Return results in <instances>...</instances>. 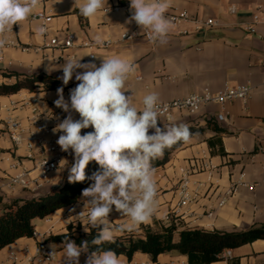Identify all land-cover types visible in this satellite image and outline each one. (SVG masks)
<instances>
[{"label": "crops", "instance_id": "0c3cea01", "mask_svg": "<svg viewBox=\"0 0 264 264\" xmlns=\"http://www.w3.org/2000/svg\"><path fill=\"white\" fill-rule=\"evenodd\" d=\"M75 2V3H74ZM85 0H40L29 18L6 33V37L21 46L28 48L22 51L9 48L3 53L0 62V83L8 82L1 73H17L22 76L44 74L57 79L62 71H45L49 63L60 65L65 59L87 54L101 57L118 56L135 65V72L129 76L126 85L134 93V103L142 107L143 97L155 92L159 102L187 97L208 89L212 93L223 91L226 87L247 85L252 93L247 102L231 101L225 106L209 105L196 114L177 112L171 122L163 124H187L190 127L206 128L201 136L192 138L177 150L164 166L155 169L158 196L156 210L151 220L128 231L131 223L126 216L113 211L110 214L113 237H119L121 228L127 232L141 234V226L157 231L168 226L165 218L178 209L182 190L190 195L191 202L179 208L174 225L177 229H200L205 231L237 232L264 224V0H170L167 11H187L199 20L215 19L219 26L210 29L195 30V25L182 22L174 25L167 36V43L148 41L142 35L122 45L107 49H80L78 46L85 40H118L123 33H132L134 25L125 24L130 16L129 0H108L103 9L92 18H82L79 7ZM235 6L237 12L229 13ZM117 9V10H116ZM44 12L52 16L48 25L49 37L62 38L67 33L75 37V48L65 52L66 58L59 62L58 51L44 50L45 38L37 35L41 23L33 21L34 14ZM254 14L260 15L256 25V34H250L245 28L252 24ZM168 19V18H167ZM140 32V29L137 33ZM186 32V34H184ZM85 56L82 62L93 61L99 66L102 58L89 59ZM141 77L140 80L137 78ZM73 79L64 92L68 98L69 89L76 86ZM43 97L42 99H38ZM56 91L23 90L11 96H0V148L8 151L13 145L4 127V121L16 117L26 123L32 109H13L12 104L21 100L33 103L35 109L44 112L49 103L57 99ZM47 107H46V106ZM219 114L223 121H217ZM212 121L219 131L208 127ZM39 137H47L37 133ZM39 151L38 145L34 152ZM25 151L20 149L19 155ZM27 166L29 162H25ZM1 168L8 170L7 163H0ZM184 182L188 185L184 188ZM59 174H53L51 183L41 196L56 191L60 186ZM233 189L234 193L227 199L224 207L218 202L225 192ZM33 196L17 191L14 194H0L2 204L14 200H27ZM81 199V198H80ZM58 210L44 219V225L36 227L34 238H22L0 251V264H4L11 252L36 256L51 235L65 233L69 225H86L84 217L70 216L69 209L75 208L78 214L83 205L79 203ZM212 210L213 216L206 214ZM90 228V227H89ZM88 228V229H89ZM55 249L54 264H62L63 248L52 244ZM228 259H221L212 264H228L237 259L239 264H264V240H257L236 249H231ZM120 264H188L187 257L178 253L160 255L156 261L145 254H136L129 261L119 256ZM82 254L80 261L84 262Z\"/></svg>", "mask_w": 264, "mask_h": 264}, {"label": "clouds", "instance_id": "9594fccd", "mask_svg": "<svg viewBox=\"0 0 264 264\" xmlns=\"http://www.w3.org/2000/svg\"><path fill=\"white\" fill-rule=\"evenodd\" d=\"M39 2L0 0V48L7 43L6 33L27 20ZM106 4L108 0H85L78 11L82 17L90 19ZM169 7L170 0H129L130 16L125 24L135 23L140 29L129 39L143 35L147 30L151 32L152 40L166 44L172 27L165 16ZM45 33L46 27L37 29L38 36ZM95 43L101 45L103 41L96 37ZM85 56L102 59L97 66L94 60L82 62ZM64 61L60 65L49 63L45 68L49 74L62 71L57 77L62 86L56 89L58 98L54 105L66 115L62 120L58 116L51 117L60 121L52 131L61 133L56 141L61 151L73 156V163L68 167V182L91 180L81 193L82 210L73 215L76 209H69V217L82 218L87 210L84 231L87 233L90 227L96 229V235L79 245L68 237L63 239L60 244L62 264H80L82 254L84 264H120L118 254L103 247L105 243L114 242L110 214L116 211L120 216L128 217L131 221L126 226L128 231L148 223L156 210L153 162L161 158L166 149L187 143L198 133H193L190 126L183 123L161 127L159 96L155 92L143 97L142 107L135 105L134 93L126 85L129 76L135 72L133 63L118 56L105 58L92 54ZM73 79L76 86L69 89L66 99L64 87ZM74 114L79 118H74ZM89 128L92 131L82 134V130ZM93 161L99 168L86 176L85 170ZM61 162L68 163L66 159ZM50 248L48 255L52 257L55 249L52 244Z\"/></svg>", "mask_w": 264, "mask_h": 264}, {"label": "built area", "instance_id": "2783aa9c", "mask_svg": "<svg viewBox=\"0 0 264 264\" xmlns=\"http://www.w3.org/2000/svg\"><path fill=\"white\" fill-rule=\"evenodd\" d=\"M117 10V9H116ZM237 9L235 6L229 8L230 14H235ZM166 18L174 25L182 22H190L195 25V30L200 31L202 29H210L219 26V22L215 19L199 20L193 18L185 10L183 11H167L165 13ZM31 19L41 23L40 26L46 27V33L43 35L45 43L43 46L44 50L58 51L61 53L58 61H63L67 56L65 52L75 48V37L72 33H67L62 38L49 37L48 25L52 22V16L40 12L34 14ZM260 22V15L254 14L252 17V24L245 28V31L250 34H256V25ZM134 31L137 33L139 30L138 26L133 23ZM132 33H123L120 35L118 40H104L101 45H97L95 40H85L78 46L80 49L92 50V49H107L113 46L122 45L133 39H129ZM186 34V32H184ZM151 32L145 31L142 35L146 40L151 41ZM7 43L4 47L0 48V62L3 60V53L9 48H17L22 51L28 50L20 44L9 40L6 36L4 37ZM93 59L92 56L89 58ZM138 80L141 77L137 78ZM264 85V81H263ZM252 93V87L247 85H238L235 87H226L223 91L218 93H212L208 89L200 93H194L184 98L171 100L168 102H159L160 105V120L166 123L172 121L173 116L177 112H188L190 114H196L201 111L205 106L218 105L225 106L231 101H242L247 102ZM264 96V95H263ZM13 109H32V113L27 117V122L23 123L16 117H9L4 121V127L8 134V137L13 145V148L8 151H4L0 148V163H7L8 170L1 168L0 166V194L3 196L7 194H14L17 191L27 193L34 198L39 197L45 191L46 187L51 183L52 175L59 174L60 182L63 184L68 181V167L73 163V156L69 153L62 152L56 141L61 133H53L52 129L60 121L51 118L60 117L62 120L66 115L63 111L55 107L54 102L49 103V109L41 112L35 109L33 103L28 100H21L20 102L12 104ZM49 117V118H46ZM74 118L78 119V114H74ZM224 115L219 114L217 121H223ZM92 131L91 128L82 130L83 132ZM37 133L47 135V137H39ZM38 145L39 151L34 152L35 146ZM20 149L25 151L24 155H19ZM62 159H66L68 163L61 162ZM25 162H29L27 166ZM188 185L184 182V188ZM234 193L233 189H229L225 192L224 196L219 200L218 207L222 208L225 206L227 199ZM158 196V192H157ZM156 196V197H157ZM191 202L190 195L184 189L181 192V198L179 200L178 207L181 209L187 206ZM179 208L175 209L166 218V223L169 225L174 224L175 216L179 215ZM213 211L207 212V217L213 216ZM87 214V210H86ZM51 250L47 247L42 246L36 256L24 255L21 252H11L8 259L4 264H54L55 254L49 257ZM231 256L230 250H225L221 254L222 259H228ZM80 264L84 262L80 261Z\"/></svg>", "mask_w": 264, "mask_h": 264}, {"label": "trees", "instance_id": "16d2710c", "mask_svg": "<svg viewBox=\"0 0 264 264\" xmlns=\"http://www.w3.org/2000/svg\"><path fill=\"white\" fill-rule=\"evenodd\" d=\"M1 75L9 81L0 83V96L15 95L23 90L56 91L62 86V81L44 74L22 76L8 72ZM66 89L64 87V92ZM207 125L219 131L214 122L209 121ZM190 129L193 133H198L192 138L201 136L206 130L195 127ZM183 145L184 143H178L166 149L164 155L153 162L154 168L164 167ZM98 168L96 162H91L85 170L86 176H91ZM90 184L91 180L88 179L77 183L66 181L56 191L47 195L14 200L8 204H2L0 201V251L19 239L34 238L36 233L34 220L46 219L58 210L76 204L81 198L82 190ZM140 229L142 233L136 234L118 228L122 235L114 237V242L105 243L103 247L114 250L118 256H125L129 261L138 253L148 255L156 261L160 255L175 252L187 257L188 264H212L222 259L221 254L225 250L264 240V224L237 232L200 229L179 231L174 224L162 226L157 231L147 226H141ZM95 235L96 229L89 228L86 233L80 225H69L65 233L49 236L45 243L61 244L63 239L68 237L79 245L81 241H90ZM228 264H239V260H229Z\"/></svg>", "mask_w": 264, "mask_h": 264}, {"label": "rangeland", "instance_id": "374dc122", "mask_svg": "<svg viewBox=\"0 0 264 264\" xmlns=\"http://www.w3.org/2000/svg\"><path fill=\"white\" fill-rule=\"evenodd\" d=\"M35 149H36V146H35ZM34 225H35V227H41V226H43L44 225V219H36V220H34Z\"/></svg>", "mask_w": 264, "mask_h": 264}]
</instances>
